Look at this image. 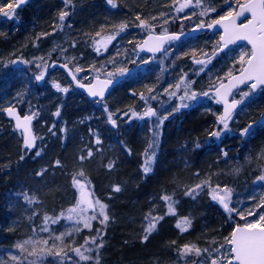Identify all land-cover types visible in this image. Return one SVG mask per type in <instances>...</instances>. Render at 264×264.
I'll return each instance as SVG.
<instances>
[{"label":"trees","instance_id":"1","mask_svg":"<svg viewBox=\"0 0 264 264\" xmlns=\"http://www.w3.org/2000/svg\"><path fill=\"white\" fill-rule=\"evenodd\" d=\"M225 1H229L235 7L242 0H223L222 3ZM29 2L31 8L33 0ZM39 3L40 9L36 10L33 19L35 22H31L32 25L43 26L45 32L41 35L46 33L48 36V40L44 42H48L53 34L63 38L65 32L66 40L64 42L66 43V51L71 56L69 59L72 62L71 65L77 61L81 69L91 64L92 62L88 61L95 57L91 41L97 35L109 36L111 49L113 45L123 46L125 44L128 50L133 52L136 43L149 32L147 22H158L165 19L167 22L164 25V31H181L190 27V18L187 15H179L172 10L177 0H113L115 7L113 4H109L107 0H41ZM28 8L25 10V15L29 18L27 15ZM100 8H102L101 11ZM124 10L128 12L125 16L123 15ZM62 11H67L69 15L65 17L63 30L60 31L57 27L61 23L59 14ZM200 11L202 12V8ZM163 12L165 13L163 14ZM201 12H198L196 16H200ZM137 16H139V20ZM52 20L55 22L53 28ZM141 21L147 27H142ZM205 22L207 21L205 20L203 23ZM121 25L125 26L123 31H121ZM154 28L158 29L159 26ZM53 29L55 31L52 33ZM31 39L30 35H27L23 39L18 37L17 41L19 40L18 43L21 40L29 42ZM41 40L44 39L41 38ZM212 49L213 46L208 44L205 51L203 50L201 53L209 54ZM0 52H3L2 47H0ZM190 53V50L183 52L185 57ZM122 55V50L116 51L111 59L118 65L122 61ZM174 66L178 68L177 64ZM128 67L132 66L129 65ZM39 70L44 72L45 82L39 85L40 87L35 86L34 82V91L38 94L36 103L34 102V109H39L41 119L47 122L44 142L40 140L38 144L43 149L42 154L35 155L33 151L24 152L18 143L12 146L7 141L8 137L3 134L0 126V184L2 185L8 180L12 183V185H7L5 190H3L4 186L0 187V251H6L9 256H15V258L18 256L16 251L12 252V248L14 242L20 241L21 243L22 239L19 238L21 232H26L27 237L30 236L28 234L37 232L36 235L42 238L40 228L43 227L45 221L52 218L55 220L57 218L54 217H58V215H65L66 206L77 212L84 203L81 199V186H83V191L87 193V199L91 192L96 197L104 195L102 202L107 206L109 216L117 218L116 227L113 231L114 237L109 238L110 246L114 247L113 250L112 248L109 249L110 253H107L109 257L114 256L112 263L170 264L178 259L177 264H180L182 248L185 245H191L190 243L193 241H173L162 234L164 231L171 233L177 230L181 234L186 231L182 226L177 227L167 223L168 218L164 213L168 205L167 201L163 199L161 191L173 192L183 198L185 204L177 208L176 214L182 215L183 211L191 213L195 224L192 232L197 233L193 239L197 240L203 235H208L209 233L205 235L208 230L216 231L218 225L223 223L225 216L222 210L215 211L213 206H207L204 200L203 202L198 199L191 201V196L185 195L186 191L191 189L194 193L199 189L196 187L197 184L203 183L206 184V187L209 186L211 184L209 181L214 179V174L223 172V162H234L236 165L232 166L228 162L229 168L236 170V166L240 167L242 174H247L249 179L260 170L261 162L264 159V127L259 130L260 126L255 125L253 130L256 132L251 136L242 138L236 134V132L247 127V122L242 121V118L235 125V130L230 131L231 134L221 132L219 137L211 135L214 132L213 127H215L212 119L210 120V117L199 113L197 109L186 110L171 118L164 119L161 125H157L158 134L155 125L150 126L145 121L140 122L131 118L136 107L139 109L144 105L142 100L153 91V86L160 82L159 79L163 83L169 75L168 71L158 62L148 72L141 75H137L136 72L131 74L121 83V86L119 84L108 93V95L113 93V101L110 105H105L104 108L110 109L109 113L117 120L118 125L116 126L107 120L105 112H100L92 104H85L92 102V100L83 96L74 85L71 86L81 103L75 105L71 99L69 101L70 95L69 98H66V95H61L59 103L54 101L51 108L54 100L52 98L54 93H51L53 92L51 91L53 87L50 78L51 70L63 72L53 66L44 68L42 65ZM36 74L39 73L35 72ZM14 75L15 73L10 75L11 81H13L12 88H14L17 79ZM17 75L18 78H22L21 86L26 85L29 77ZM30 75L32 76V74ZM131 78L134 80L128 85ZM197 84L198 82L194 83L195 86ZM27 86L22 88H27ZM119 86L122 87L121 90ZM207 87L209 88V86ZM44 89L47 91L45 96L43 95ZM108 95L105 99L110 97ZM56 103L57 105H55ZM57 111H59L58 116L56 115ZM44 113L47 114V117ZM37 122L40 123V119ZM154 137L157 144L152 146L153 149L151 150L149 146L154 144ZM97 138L100 140L99 144L96 143ZM226 146L232 147H228L227 154L222 155V152L227 149ZM89 149L92 151L91 157L87 156ZM18 151L25 154V157L22 159L13 157L19 153ZM151 151L155 159L151 172L145 178L142 173L144 165L142 166L141 162ZM259 155L263 157L258 159ZM51 156L56 164L55 174L60 175L59 178H54V186L58 189L57 191L50 189L51 191L40 195L39 199L34 196L37 202L30 199L31 203H29L25 200V196L28 197V194H31V186L28 180L25 178L23 180V176L35 173V163L40 166L42 173H50L54 169L51 168V160L49 159ZM81 156L85 157L83 161L80 159ZM7 158H11V160H7ZM57 161L60 163L57 164ZM14 168L18 169V172L13 177L11 172ZM107 170L111 173H107ZM234 174L231 173V176L233 177ZM74 178L80 181V184H75ZM45 179L40 178L34 181V184L41 187L46 184L52 186V180ZM251 182L252 180H249L247 188H252ZM35 185L33 193H36ZM240 185L245 184L239 181V188ZM116 186H119V192L114 191ZM55 192L58 193L55 194ZM63 194L64 196H62ZM237 194L240 200L246 204H250V201L253 200V194L245 195L243 189H239ZM117 198L120 205L116 207ZM154 203H158L159 211L157 214L150 213L147 215L148 223L146 226L148 227L149 222L153 219L150 218L151 215H157L158 231H154L156 235L151 241H149V237L144 240L146 234L144 232L142 234L144 245H139L137 243L139 230L135 226L137 212L142 209L150 210L149 205ZM13 204H16V208ZM10 205L12 206L9 208ZM241 212L244 213L242 207ZM160 217L163 218L159 219ZM174 218L177 220L175 214ZM206 221L208 224L205 226L203 223ZM236 222L238 223V220H235ZM105 225V223L101 224L99 219H94L90 221V229L81 228V231L77 232L78 234L74 232L72 239L66 241L68 244L75 240L78 242L77 245L70 246L71 249L78 247L84 251L88 248L93 249L92 252L85 251L88 256L92 255L87 264H95L94 256L99 253L96 244L101 243V235H103V231L107 230ZM230 225L232 224L230 223ZM59 226L68 227L66 224H59L56 227L55 237H52V241L50 238L49 241L56 247L58 245L57 232L60 229ZM200 227L204 230H200L201 233L197 231ZM98 230L99 239H97L96 244H93L91 239L93 240L98 236ZM215 231L214 234L223 236L220 232ZM116 233H119V238H117ZM86 235H89L91 239L85 238ZM130 241H134V243L132 244ZM106 248L107 246L105 250ZM22 253V258L27 260V255ZM150 260L153 262H148Z\"/></svg>","mask_w":264,"mask_h":264},{"label":"rangeland","instance_id":"2","mask_svg":"<svg viewBox=\"0 0 264 264\" xmlns=\"http://www.w3.org/2000/svg\"><path fill=\"white\" fill-rule=\"evenodd\" d=\"M30 0H27L25 5L20 9H15L14 4L15 0H0V47L3 48V52H0V126L2 127L3 134H6L7 141L10 142L13 145H16L18 143V146L21 148V140L22 136L20 132H17L13 129L12 123L6 119V117L3 114V109L6 106L9 105H16L19 107V109L23 113H32L35 116L32 128L34 134L37 136V142L36 147L33 150L34 154L39 152V155L42 154L43 151L42 147L38 145V139L44 142V137L47 132L46 126L47 122L41 119V114H39L40 110L34 109V104L36 103V100L38 98V94L34 91V82L36 85H42L43 82H45V76L44 79L41 81H36L34 77L36 75H39L40 72V66L42 65L44 68H51V62L55 60H59L62 62L67 63L75 72V74L84 82L91 81L94 77H106L111 78L121 72V70L126 69L129 65L139 64L141 65V70L137 71V75H141L145 72H148L150 68L155 63H160L161 66L168 71L169 75L165 82H160L153 87V91L148 94V96L142 100L144 105L138 109L136 107L135 113L136 116L131 115V118L137 120V121H145L150 126H156L157 127V121L162 120L164 121L165 117L171 118L175 114H178L180 112H184L186 110L191 109H197L199 110V113H203L205 116L210 117V120L213 121V127L214 131H218L219 128L222 127V125H218L215 123L217 120V117L220 116V107L216 103L213 96L208 97L207 99L195 103L193 100L190 99H181L184 95V91L187 85L188 81L198 82V84L195 86L194 83H192L190 87V91H195L196 93H200L206 89H208L207 86L212 87L215 84H217L221 79H223L226 75H228L229 72H233L237 70L241 64L239 62V57L242 53L244 54H250L248 47L245 45H241L236 50H233L229 53H227L224 57L220 58V60L217 59V62L212 63V61L207 62L206 69L204 72H200L198 75L194 74L201 66L198 64H195L194 61L198 58L204 57V53H201L203 50L205 51L206 45L210 44L213 46L214 39L210 36H202L196 40L192 41H181L176 44H170L165 51L156 57L150 58L146 56H138L136 52L133 50V52H130L128 50V47L124 44L118 45L116 44L111 46V39L107 35H97L94 40L91 42L93 43V50H94V56L92 59H90L88 62H92L87 67L81 69L79 66L80 64L76 61L73 65L70 59V54L66 51L65 42L66 40V34L63 33L62 37H57L53 34L51 39L48 42H44L48 40V36L45 33L44 35H41L44 31L43 26L39 25L35 30L32 28V32H34L33 36L30 32H27V30H24L22 32L21 39H23L25 36L30 35L32 38H35V42H28L25 40H21L20 43L17 41V47L19 50H22V53L18 54V52L15 50V46H10L7 44L4 40L6 38V31L7 27L10 25L14 26V23L20 20L19 15L25 16V10L28 7V3ZM41 0H33L32 7L28 9L27 15L29 16V21L33 20L35 17L36 10L40 9V2ZM245 1V0H242ZM187 0H177V3L175 7L172 9L175 11V13L179 15H187L190 18L189 26H195L199 25L201 21H210L213 18L217 16H225L228 12H232L234 7L229 1L223 0H202L201 5L196 4V0H191V4H189L188 7L184 8L183 11L178 12L177 9L179 6L183 3H186ZM241 2V1H240ZM231 5V7H229ZM222 7V8H219ZM225 7V8H223ZM202 8H213L216 11L214 12H208L206 15H200L196 16L198 12H201L200 9ZM24 9V11H23ZM102 8H100V11ZM10 12L13 15L12 19H8L4 16V13ZM165 12H163L164 14ZM48 20V19H46ZM34 21V20H33ZM167 21L165 19L160 20L158 22H147V25L149 26V31H155V32H164V25ZM63 23V24H62ZM36 24V23H34ZM55 26V22L52 20V28ZM105 26V25H103ZM155 26H159V28H154ZM64 27V21L61 22L58 25V29L60 31L63 30ZM111 27V26H110ZM141 27V26H140ZM56 28V29H57ZM55 30H52V33ZM43 38L44 40H41ZM122 50V61L117 65L116 62L111 59L115 54L117 50ZM98 49V51H97ZM6 50V51H5ZM114 50V51H113ZM190 50L191 53L185 57L183 54L184 51ZM33 51V52H31ZM189 52V51H188ZM198 54V55H197ZM6 57V58H4ZM245 59H247V55H245ZM147 61V63H145ZM87 62V63H88ZM174 64H177L178 68L174 66ZM39 65V67H37ZM79 69V71H77ZM50 78L52 80L53 87L51 88V93H54V96L52 98L54 99L51 104V108L53 105V102L56 101L59 103L61 95H66V98H69V101H73L75 105H78L81 103V100L78 98L76 93L73 91L72 84L70 81L66 78V76L63 73L58 72L57 70H51ZM9 72L15 73L14 77L17 79L15 80V87L19 86L22 78H18V75L16 73H20L23 75L28 76L27 84L22 86L27 88L20 87L19 91L17 93H12L15 89L10 90L9 87ZM35 72H38L39 74L35 75ZM109 73H112L113 75L109 77ZM32 74V76L30 75ZM187 74V75H185ZM65 76V78L63 77ZM162 75V73H160ZM181 77H184V82L181 81ZM227 77V76H226ZM225 77V78H226ZM224 78V79H225ZM223 79V80H224ZM134 79H130L128 81V85L133 81ZM54 85H59L60 88H67V92L59 91ZM211 85V86H210ZM121 86V84H120ZM119 86V87H120ZM40 87V86H39ZM30 88V91H29ZM122 87H120V90ZM249 91V86H245L242 89L238 90L235 93V97L240 100L242 97V94L244 92ZM1 92L3 95H1ZM24 92V94H22ZM47 94V91L45 89L43 90V95L45 96ZM190 94V93H189ZM32 95V96H31ZM34 95V96H33ZM107 99H104L102 101L92 100L90 103L85 104H92L93 107H96L100 110V112H105V114L108 116L109 110L105 111L104 106L110 105L112 103L113 99V93H110L108 95ZM107 97V96H106ZM105 97V98H106ZM71 99V100H70ZM35 102V103H34ZM187 104V107H184L182 105ZM57 105V103L55 104ZM149 107H154L156 116H144V113L146 112V109ZM264 111V88L259 90L256 94H252L249 98L245 99L243 103L240 104L239 109L235 112V114L232 116V119L229 121V129L225 130L223 132L230 131L233 132L235 130V125L239 122L238 120L242 118V121L247 122V126L249 124L253 125V128L255 125L257 126V119L260 116V114ZM102 114V113H101ZM44 115L47 117V114L44 113ZM40 119V123L37 122ZM114 119V117H113ZM116 120V119H115ZM162 124V123H161ZM160 124V125H161ZM116 125H118L116 120ZM37 126V127H36ZM0 127V131H1ZM258 128V127H257ZM263 127H260L262 129ZM37 129V130H36ZM157 134L159 133L158 127ZM242 130V129H241ZM241 130L236 132L237 135H240ZM256 132V130H253V133ZM241 136V135H240ZM157 143L151 144L149 148L152 150V146H155ZM44 145V144H43ZM46 147V146H45ZM227 149L223 151L222 155L227 154L228 147L232 146H226ZM224 150V149H223ZM19 152V151H18ZM153 152H149L146 156V158L141 162V165L145 166L146 162L150 161V166L152 167L154 163L155 157H153ZM34 156V155H33ZM13 157H16L17 159H22L25 157V154L22 153H16ZM48 157V156H47ZM263 156L259 155V158H262ZM11 158H7V160ZM51 160V168H54L50 173H42L40 170V166L35 163L34 174H28L23 176L26 180L29 181L31 189V194H28V200H32L33 202H37L35 199L36 193L34 192V181L39 180L40 178L43 179H51L52 180V186L50 184L44 185L45 191H51L56 190L57 187L55 185V179L59 178L60 175L55 174V160L52 158V156L49 158ZM36 160L38 161V158L36 157ZM15 162V160H13ZM230 163V166L236 165L232 161H228ZM223 162V172H216L214 174V179L211 182L209 186L206 187V184H197L200 185L198 190H196L193 195H190V200L193 201L194 199H198L199 201L203 200L206 202L207 206H213V209L215 211L222 210V213H224V220L221 225H218L217 230H208L206 236H202L198 238L197 240H192L189 246H192L193 248H199L201 250V255L197 256L196 253L193 251L190 254L184 255L181 254V260L179 261L180 264H211V260L213 258H218V254L216 253V249L220 248V245L225 244L226 238H229V235L231 233V230L233 227L237 224L244 225L247 222H254L255 220L259 219L260 215H264V181H261L259 178L261 176H264V159L261 162L260 170L258 173L256 172L254 177H250L249 180H252L251 186L252 188H247L248 184L240 185V188L238 187L239 181L245 180V175L239 176L238 173H242V169L238 166H236V170H231L229 168V163ZM240 169V170H239ZM9 170V169H8ZM16 172H18V169L14 168L11 174L13 177L16 175ZM112 172H115L112 170ZM151 172V170L145 174L144 167H142V173L144 177L146 178L148 174ZM38 173H41L38 175ZM231 173H235L234 176H231ZM253 175V174H251ZM239 176V177H238ZM219 177V178H217ZM223 178V180H222ZM45 179V180H46ZM227 179V180H226ZM254 179V180H253ZM44 181V180H43ZM238 182V183H237ZM241 184V183H240ZM196 185V187H197ZM181 186V185H180ZM219 186V187H217ZM239 189H243L245 192V195L253 194V197L250 201V204H246V202L240 200L239 195L237 194ZM223 190H227L230 195L228 196V205L230 209H234L233 212L229 213L226 211L222 204H220L219 200H214L212 197L216 192L223 193ZM58 192H55V194ZM87 194V193H86ZM64 196V194L62 195ZM163 197H169L171 200V203L167 201V207L165 210V215L168 218L167 223L172 224L174 226H177L178 224L185 230V233L192 232L194 230V222L190 212L183 211L182 215H177V208L184 205L183 198L180 196L174 194L173 192L165 193V191L162 192ZM60 198V197H59ZM57 198V200H59ZM102 198H104V195L100 197L99 195L96 197L93 192H91L89 198L84 201L83 206L81 208H78V211L76 212L74 209H72L69 206H66V214L58 215V217L55 220L53 218L49 221H45L43 223V227L40 228V233H42V238L40 236H37V232L30 233L29 237H27L25 234L26 232H21L19 238H21L20 241L14 242V247L12 248V252L16 251L18 253V256L13 259L15 256H9V254L5 251H0V264H87V262L90 260H80L79 256L75 253V249H71V247L78 244V242L73 241L71 244H68L66 241V235L71 238V235H74V232L78 234L77 232H80L81 228L84 229H90V226L85 228L83 225V222L79 221L80 214L91 217L93 215L94 209L98 213L99 208L95 204L96 201H99L100 204L105 205L102 201ZM62 199V198H60ZM194 200V201H195ZM106 206V205H105ZM241 207L243 208V212H241ZM81 209H83V213H81ZM105 213H108L107 206L104 209ZM239 213V215H237ZM251 213V215H250ZM174 214L177 216V220L174 218ZM71 217V219H69ZM243 217V219L241 218ZM150 218H156V228L151 232L154 233L157 229V221L158 217L157 215H154ZM185 218L190 222L188 224H185ZM235 220H238V223H235ZM55 221V223H53ZM230 223L232 225H230ZM59 224H66L68 227H66V231L64 233H59L57 236V247L54 244H50V238L52 241V237H55V229ZM106 231L103 233L105 237L101 239L102 246L98 248L99 253H97L94 256L95 264H108L104 260V252L105 247L107 246V242L109 241V238L114 237L113 232V226L115 225L114 218L112 216H108V220L105 221ZM208 221L203 223V225H207ZM230 227V229H229ZM44 228H47V230H43ZM204 231L202 227H200L197 231L201 233V231ZM220 232V236L218 234H214L213 232ZM177 233H179L176 230ZM41 235V234H40ZM226 237H225V236ZM24 236V237H23ZM117 238H119L116 233ZM89 235H86L85 238H88ZM89 239H91L89 237ZM92 241V239H91ZM92 243V242H91ZM227 247V246H226ZM2 250L3 247H1ZM81 249L82 252H84L85 255H88L87 252H85L81 247H78ZM184 248V247H183ZM182 248V250H183ZM97 249V247H96ZM97 250V251H98ZM207 250V251H204ZM223 252L224 250L221 249ZM27 255L28 259L25 260L23 257V253ZM56 253H60L59 256L56 255ZM66 254V255H65ZM92 255L89 257L91 258ZM112 256V255H111ZM71 257V259H68ZM178 259H176L173 263L170 264H177ZM178 262V263H179ZM182 262V263H181ZM115 264V263H110Z\"/></svg>","mask_w":264,"mask_h":264},{"label":"snow or ice","instance_id":"3","mask_svg":"<svg viewBox=\"0 0 264 264\" xmlns=\"http://www.w3.org/2000/svg\"><path fill=\"white\" fill-rule=\"evenodd\" d=\"M109 4H113V0H107ZM24 0H19V4H23ZM202 0H196V4L199 6L201 5ZM19 4L17 7H19ZM189 4H191V0H187L186 3H183L179 6L177 9L178 12L183 11L184 8L188 7ZM113 7L115 5L113 4ZM231 7V5H229ZM242 11L240 13H237V15H242L243 11L251 12L252 19L248 21V24L244 25L243 29H239L236 27L234 20L230 24H223V22L228 18L232 16V12H228L227 16H220L219 19L213 20L211 24L205 25L203 21L197 27L199 28H213L215 25H222L224 27V31L226 34L225 36L221 37V40L224 41L223 45L220 46V48L217 49L219 51L221 48L226 47L228 44L234 43L236 40L244 39L247 40L251 45L252 49L250 54H244L242 53L239 57V62L241 64L240 74L238 76H232V73L229 72L228 75L232 76V79L229 80L227 84L221 83L219 86H213V88L210 89L211 92L214 93L213 98H217V103H220L223 101L224 103V112L222 115L217 117V124L222 125L221 128H219L218 131H214L211 133L212 136L219 137L221 135V132L229 129V121L232 119V112L237 107V105L244 102L245 99L249 98L259 86L264 85V0H249L247 5L241 6ZM216 11L213 8H205L202 10L201 15H206L208 12H214ZM69 13L67 11H62L59 14V19L61 22L64 21L65 17L68 16ZM4 16L8 19H12L13 15L10 12L4 13ZM137 19L139 20V16H137ZM142 27H147V25L141 21ZM124 25H121V31L124 29ZM167 30H165V34H162L157 37L149 36V40L155 39L159 42L158 46L155 48L149 47L148 51H160L161 47L164 42L166 41H174L179 40L180 36L176 34H166ZM183 34V33H181ZM114 39V37H113ZM147 44V41L145 42ZM98 51V49H97ZM215 54V53H214ZM245 55H247V59H245ZM207 60H211V57H207ZM196 64L200 65L201 67L194 73L198 75L200 72H204L207 65L204 60H196L194 61ZM147 63V61H145ZM39 67V65H37ZM63 67H67V65H63ZM79 71V69H77ZM129 70L123 69L119 73L121 76L125 75ZM113 74L109 73V77H111ZM187 75V74H185ZM36 81H41L44 79V72H41L39 75H36L34 77ZM72 79L76 80V76L73 74ZM181 81L184 82V77H181ZM248 81H251V84L249 86V91L244 92L242 94V97L240 100L233 99L231 102L228 101L227 97L231 94L232 88L236 87L238 84H244ZM79 84V82L77 81ZM112 80L108 79L104 82V85L111 84ZM194 83L193 81H188L184 95L181 97V99H190V100H196L198 98L202 97H208L209 92H203L201 94H198L195 91H190V85ZM59 91L67 92V88H60L59 85H54ZM79 87L83 88L85 85L79 84ZM223 90V91H222ZM88 92L89 95L96 97L100 96L103 97L104 90L103 87L97 89L95 86H88ZM190 93V94H189ZM143 98V97H142ZM184 107H187V104L182 105ZM9 116H14L15 113L11 108L6 109ZM107 111V109H105ZM56 115H59V111H57ZM127 115V114H125ZM133 116H136V113L133 112ZM144 116H156V112L152 108H148L147 111L144 113ZM167 117H165L166 119ZM17 128H23L25 133H28V122L32 119L31 116H25L23 118V123L20 122V118L17 116ZM107 120L113 125L116 126V120L113 119V116L111 113L108 114ZM162 120L157 121V125L161 124ZM262 127H264V117H261V120L258 122ZM253 134V125L249 124L247 127L243 128L241 130V137L246 138L248 136H251ZM97 144L100 143V140L97 138L96 141ZM154 143H155V137H154ZM24 146L26 149L31 150V148L34 147L33 137L31 135H25L24 136ZM199 147V145H197ZM39 155V152L36 153ZM226 155V153H225ZM88 157L92 156V151L89 149L87 153ZM81 161L85 159L84 156L80 157ZM57 164L60 162L57 161ZM111 166V165H110ZM151 170L150 161L146 162L144 166V172L147 174ZM41 173H38L40 175ZM82 175V173H81ZM261 181H264V176H261L259 178ZM75 184H80V181L75 180ZM201 187L200 185H197V188ZM219 187V186H217ZM81 199L82 201L87 200V194L83 191V186H81ZM114 191L119 192L120 188L119 186H116L114 188ZM185 195H193V190L189 189L186 191ZM230 193L227 190H223V193L216 192L213 195L214 200H219L220 204L223 205L224 209L228 211L229 213L233 212L234 209H230L228 205V196ZM164 200L171 203V200L169 197H163ZM25 200L31 203L30 200H28V197L25 196ZM95 204L98 206L99 211L98 213L95 211L93 212V215L91 217L85 216L80 214L79 221L83 222V225L85 228L90 226V221L94 219H99V222L101 224H104L105 221L108 220V215L105 213V205L100 204L99 201H96ZM83 209H81V213H83ZM239 215V213H237ZM251 215V213H250ZM102 217V219H101ZM163 217H160L159 219H162ZM243 219V217H241ZM71 219V217H69ZM55 223V221H53ZM190 223L187 218H185V224ZM177 227H180L178 224ZM156 228V218H153L149 224L148 227L145 229V236L144 240L148 239V235L151 234V232ZM43 230H47V228H44ZM184 230H187L186 228ZM97 239H99V230H98V236L93 238L92 243L96 244ZM87 243V242H86ZM97 248L101 247L102 244H96ZM227 246V247H226ZM221 249L224 251L222 252ZM87 252H92L93 249L88 248L85 249ZM195 252L197 256L201 255V250L199 248H193L192 246L185 245L182 254L187 255L192 252ZM207 251V250H204ZM218 254V258H213L211 260V264H264V215H260L258 220H255L254 222H247L243 226L237 225L231 232L230 238H226L225 244L220 245V248L215 250ZM75 253L79 256L80 260H89L90 257L88 255H85L84 252L81 251V249L77 248L75 249ZM57 256L60 255V253H56ZM66 255V254H65ZM15 259V257H13ZM68 259H71L69 257ZM199 264V262H197Z\"/></svg>","mask_w":264,"mask_h":264},{"label":"water","instance_id":"4","mask_svg":"<svg viewBox=\"0 0 264 264\" xmlns=\"http://www.w3.org/2000/svg\"><path fill=\"white\" fill-rule=\"evenodd\" d=\"M26 2V0H24V3ZM249 2V0L237 5L235 11L232 13V16L231 17H228L224 22L223 24H230L233 20L235 22V25L237 28L239 29H243L244 25L248 24V21L252 19V14L251 12H248V11H243V14L242 15H237V13H240L242 11V8L241 6L243 5H247ZM23 4H19V0H15V8L16 9H19L21 8ZM19 4V7H17V5ZM246 21H244L243 23H241L242 20L246 19ZM211 24V23H210ZM207 30H210V31H218L220 30L221 31V37L222 36H225L226 37V34H225V31H224V27L222 25H215L213 28H207V27H204V28H199V27H196V28H193L187 32H184L183 34L181 33H166V34H176V35H179L180 36V39L183 37V36H188V37H194L196 36L197 34L203 32V31H207ZM162 34H156V33H148L142 40L141 42L137 45L136 47V50L140 53H143V54H159L160 52L163 51V49L165 48L166 44H168L170 41H166L164 42L162 45H160L161 47V50L160 51H148V48L149 47H152V48H155L158 46L159 42L155 39H152V40H149V36H152V37H157V36H160ZM221 37H220V46L223 45L224 41L221 40ZM179 39V40H180ZM147 41V44H145V42ZM174 41H178V40H174ZM245 42L246 44H248L250 46V48L252 49V45L247 41V40H244V39H239V40H236L234 43H231V44H228L226 47H223L221 48L219 51H215L214 55L220 53V52H223L225 50H228L232 47H234L235 45H239L241 43ZM220 48V47H219ZM200 60H204L206 61L207 58H204V59H200ZM52 65L54 67H57L61 70H63L65 72V74L67 75V77L69 78V80L77 87V89H79L86 97L90 98V99H102L105 94L111 89L113 88L114 86H116L119 82H121L127 75H129L130 73L133 72L134 69H129V71L121 76L120 74L117 75L116 77H113V78H104V77H94L90 82H82L80 81L77 77H76V80H73L72 79V75L74 74L73 70L67 65V64H64V63H61V62H53ZM63 65H67V67H63ZM135 68H138V66H136ZM240 74V71L233 74L232 76H238ZM75 75V74H74ZM76 76V75H75ZM232 76H229L223 83L227 84L229 82V80L232 79ZM108 79H111L112 80V83L111 84H107L106 86L104 85V82L107 81ZM77 81L79 82V84H83L85 85V87L81 88L79 87V84L77 83ZM246 83H251V81H248ZM244 83V84H246ZM244 84H238L236 85V87L232 88L231 90V94L227 97L228 101L231 102V97H232V93L234 90H236L237 88H240L242 87ZM88 86H95L97 89L103 87V90H104V95L103 97H100V96H96V97H93L91 95H89V92H88ZM264 85L262 86H259L256 91L263 87ZM223 91V90H222ZM255 91V92H256ZM206 92H209V93H213L211 92L210 90L206 91ZM214 94V93H213ZM199 96V95H198ZM205 97H202V98H198L196 99L195 101H199L201 99H204ZM217 99V98H216ZM222 104V111H221V114H223L224 112V103L223 101L220 102ZM238 106V105H237ZM8 108H11L13 110V112L15 113L14 116H9L8 115V112L6 111V109ZM237 108V107H236ZM235 108V109H236ZM153 109V108H152ZM234 109V110H235ZM154 110V109H153ZM233 110V111H234ZM147 111V110H146ZM4 115L6 116V118L10 121L13 122V126H14V129L15 130H18V131H21L22 132V135H23V148H25L24 146V136L25 135H31L33 137V142H34V145H35V141H36V138H35V135L33 133V130H32V122H33V115L30 114H24V115H21L20 112H19V109L18 107L16 106H9L7 108L4 109ZM19 117L20 118V122L23 123V118L25 116H31L32 119L28 122V133H25L24 129L23 128H17V119L16 117ZM261 117H264V112L262 113ZM261 117L259 118L258 122L261 120ZM34 148V147H33ZM31 148V149H33ZM241 226V225H240Z\"/></svg>","mask_w":264,"mask_h":264},{"label":"bare ground","instance_id":"5","mask_svg":"<svg viewBox=\"0 0 264 264\" xmlns=\"http://www.w3.org/2000/svg\"><path fill=\"white\" fill-rule=\"evenodd\" d=\"M26 3V2H25ZM25 3H24V5H25ZM23 5V6H24ZM22 6V7H23ZM30 6H31V3L29 2L28 3V7L30 8ZM21 7V8H22ZM28 8V9H29ZM84 11V10H83ZM82 11V12H83ZM128 12H127V10H124L123 11V15L125 16V14H127ZM19 18H20V20L19 21H17L16 23H14V26L13 25H9L8 27H7V31H6V38H4V40H5V42L7 43V44H9L10 46H12V45H14L16 48H15V50L18 52V54H20V53H22V50H19L18 49V47L16 46L17 45V38L18 37H20L21 38V36H22V32L24 31V30H27V32H26V34L28 33V32H30L31 34H32V36H33V34H34V32H32V28H34V30L37 28L36 26H34V25H32V23L31 22H35V21H29V18L28 17H26L25 18V16H22V15H19ZM32 36H30L31 38H32ZM34 42L35 41V38L33 39H31L29 42ZM31 52H33V51H31ZM11 74H14L13 72H9V76L11 75ZM16 74H20V73H16ZM21 76H22V74H20ZM23 77V76H22ZM9 81V87H10V90H11V88H12V86H11V84H13V81H11V78H9L8 79ZM20 87L22 88V86H21V83H20V85L19 86H17V87H15V84H14V88H12V89H15L12 93H17V91H19V89H20ZM1 95H3V93L1 92ZM16 106V105H15ZM18 107V106H17ZM18 109H19V107H18ZM19 111L20 112H22L20 109H19ZM23 113V112H22ZM35 138H36V141H35V145H34V148L33 149H31V150H29V149H24L23 148V142H21V148H22V150L24 151V152H32L34 149H35V147H36V142H37V136H35ZM38 144H39V139H38ZM41 147V146H40ZM107 173H111L109 170H107L106 171ZM239 176H241V175H245V180L243 179V180H241V182H243L244 184H248L249 183V176L247 175V174H238ZM238 176V177H239ZM4 181H6V180H4ZM7 185H12V183L8 180L7 182H3V184L1 185L0 184V187H2V186H4L3 187V190H5V189H7ZM35 185V184H34ZM140 188V187H139ZM35 190H36V198L37 199H39V196L40 195H44L45 194V188H44V186L43 187H41V186H38V185H35ZM161 192H163V191H161ZM160 192V193H161ZM118 201H119V199L117 198V200H116V203H115V206L117 207L118 205H120V204H118ZM120 202L122 203V204H124L125 205V203H123L122 202V200H120ZM12 205H10L9 206V208L11 207ZM13 206H14V208H16V204H13ZM149 209L150 210H146V209H142L141 211H138L137 212V216H136V218H135V226H136V228L139 230V232L137 233V237H138V240H137V243L139 244V245H144L143 244V239H142V234L145 232V229L147 228V226H146V224L148 223V219L146 218L147 217V215L148 214H157L158 213V211H159V205H158V203H154V204H152V205H149ZM108 216H109V214L108 213H106ZM101 219H102V217H101ZM91 221H93V220H91ZM114 221H115V224H116V222H117V218H114ZM238 225V224H237ZM60 227V229L58 230V232H57V236H58V234L59 233H64L65 231H66V229H65V227H61V226H59ZM114 227H116L115 225L113 226V231H114ZM141 228H142V230H141ZM103 232H105V231H103ZM159 233H160V230H159ZM119 234V233H118ZM162 234L164 235V236H166V237H168V238H170L171 240H173V241H179V242H190V241H192L193 240V238L195 237V236H197V233L196 232H187V233H177V232H167V231H164V232H162ZM156 235V233H152V235H148V237H149V241H151L152 240V238L154 237ZM102 236V238L103 237H105L104 236V234L103 235H101ZM145 236V235H144ZM66 237V239L67 240H71L72 239V235H71V238L70 237H68L67 235L65 236ZM67 240H64V241H67ZM132 244L134 243V241H130ZM113 247L114 246H110V244H109V241L107 242V248H106V250H105V252H104V260L108 263V264H110V263H112L113 262V257L114 256H107V253H110L111 251H109V249H111L112 248V250H113ZM109 251V252H108ZM148 262H153L152 260H150V261H148ZM116 264H118V262L116 263ZM138 264H144V263H138Z\"/></svg>","mask_w":264,"mask_h":264},{"label":"flooded vegetation","instance_id":"6","mask_svg":"<svg viewBox=\"0 0 264 264\" xmlns=\"http://www.w3.org/2000/svg\"><path fill=\"white\" fill-rule=\"evenodd\" d=\"M209 34H212L211 36L214 37V40L217 42V33H212V32H209ZM217 45L215 46V48L210 52V54H212L216 49L217 47L219 46V42L216 43ZM243 45V44H242ZM241 45H238V46H234L232 47L231 49L227 50V51H224V52H221L215 56H213L211 58V60H215V59H218L220 60V58L224 57L227 53L233 51V50H236L238 47H240ZM210 60V61H211Z\"/></svg>","mask_w":264,"mask_h":264}]
</instances>
